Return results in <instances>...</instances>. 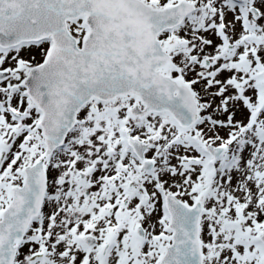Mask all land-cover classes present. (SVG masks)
I'll return each instance as SVG.
<instances>
[{
	"label": "snow or ice",
	"instance_id": "1",
	"mask_svg": "<svg viewBox=\"0 0 264 264\" xmlns=\"http://www.w3.org/2000/svg\"><path fill=\"white\" fill-rule=\"evenodd\" d=\"M0 264H264V0H0Z\"/></svg>",
	"mask_w": 264,
	"mask_h": 264
}]
</instances>
